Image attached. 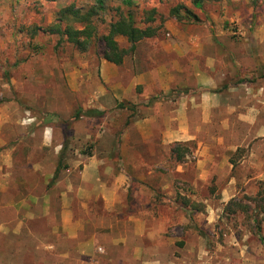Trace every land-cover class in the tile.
I'll return each instance as SVG.
<instances>
[{
	"label": "crops",
	"instance_id": "obj_1",
	"mask_svg": "<svg viewBox=\"0 0 264 264\" xmlns=\"http://www.w3.org/2000/svg\"><path fill=\"white\" fill-rule=\"evenodd\" d=\"M167 51L176 52L168 65L140 74L129 67L128 79L121 66L103 60L98 96L74 114L59 101L52 115L26 114L19 121L10 113L0 115V264H256L249 252L239 253L233 237L208 243L184 216L161 215V200L173 196L207 201V194L186 193L176 184H207L213 168L226 164L233 170L220 152L249 147L252 137L264 138L263 112L250 111L248 104L241 109L238 102L246 94L245 84L224 91V81L210 64L204 72L195 71L192 83L186 52ZM77 84H71L76 106ZM255 89L248 84L246 97H256ZM125 102L138 111L129 115L118 137L89 123L115 109L129 110ZM88 110L104 115L81 112L76 118ZM12 126L23 135L15 139L8 134ZM107 137L110 141L100 147ZM81 141L90 147H80ZM177 143L198 157L195 179L190 163L173 158ZM165 156L177 164L173 176L158 170ZM251 158L254 162L257 155ZM235 196L222 194L223 199ZM205 211L200 215L212 224L213 211ZM180 228L182 234H174ZM166 246L180 253H165L161 249ZM209 246L217 248L215 254H208Z\"/></svg>",
	"mask_w": 264,
	"mask_h": 264
},
{
	"label": "rangeland",
	"instance_id": "obj_2",
	"mask_svg": "<svg viewBox=\"0 0 264 264\" xmlns=\"http://www.w3.org/2000/svg\"><path fill=\"white\" fill-rule=\"evenodd\" d=\"M191 1H135L133 10L136 22L140 27H146L144 22L154 17L148 26L157 29V34L140 42L136 52L126 57L121 65V74L128 79L129 67H135V72L140 74L161 64L168 65L176 58V52L173 55L167 49H180L186 52L185 62L191 63L188 66L192 83L196 81L193 75L195 71L204 72L207 64H210L214 71L217 70L216 75H220L224 81L226 92L234 85H240V82L245 84L242 91L247 94V85L255 84L256 97L247 98L245 94L240 96L242 102L238 97V102L241 109L246 110L248 104L251 106L250 111L259 110L264 115V3L255 9L249 0H221L206 3L204 10L200 11L193 9ZM93 4V0H0V115L3 112L10 113L14 120L19 121L26 114L52 115L59 101V105L64 102L68 110L71 108L73 114L79 106L92 105L93 97L98 96L99 87L103 85L101 63L105 59L102 57V44L94 42L88 50L83 51L47 30L57 23L62 9L71 5L89 8ZM180 4L193 9L201 22L183 24L173 18L171 9ZM108 5V11L99 16L105 23L100 25L101 35L107 33L105 28L110 22L128 13L120 0H109ZM117 41L121 48L129 49L125 37H118ZM73 81H77V86H80V102L77 106L74 103L77 96H72ZM124 104L127 105L126 102ZM127 107L129 110L115 109L110 111L107 118L89 123L103 127L106 132L112 130V135L118 137L130 122L129 115L138 111L136 106ZM48 121L54 123L52 117ZM260 123L264 124V116ZM80 125L82 134L85 122ZM8 134L15 135L16 139L23 132L12 126ZM95 139L94 135L91 142L94 143ZM109 141V137L105 138L100 147ZM38 142L36 138L35 144ZM88 144L81 141L80 147H90ZM257 145H264L263 137L249 139V147L220 152L222 158L225 155V163L234 162L233 170L226 164L221 168H213L207 184H176L186 193L196 191L201 195L207 194V201L194 200L187 195L185 198L173 196L161 200L160 210L166 218L180 220L184 216L191 222L192 229L197 228V234L208 243L217 240L224 242L233 237L239 242V253L245 250L253 256L256 264H264V241H261L264 239V214H259L260 224L257 225L254 218L257 215L256 204L252 201L260 191V183H264V147H252ZM252 154L257 155L254 162ZM164 158L158 170L173 176L171 172L177 164L172 157ZM197 159L191 150H188L184 159L190 163L189 174L194 179L198 175ZM234 176L239 179L230 184L229 180ZM225 192L236 196L223 199L222 194ZM235 201L249 208L242 211L234 204ZM206 207L213 211L212 224H206L204 216L200 215L206 214ZM181 229H176L174 234L181 235ZM168 233L171 234L170 231ZM191 238L196 239L193 234ZM244 244H247V249L243 248ZM161 250L169 254L180 253L171 246ZM205 250L213 255L217 248L209 246Z\"/></svg>",
	"mask_w": 264,
	"mask_h": 264
},
{
	"label": "trees",
	"instance_id": "obj_3",
	"mask_svg": "<svg viewBox=\"0 0 264 264\" xmlns=\"http://www.w3.org/2000/svg\"><path fill=\"white\" fill-rule=\"evenodd\" d=\"M136 0H120L121 6L127 8V14H122L117 21L110 22L106 26V34L101 35L100 25H104L100 14L108 11L109 0H93L94 4L89 8H76L71 5L62 9L57 18V23L48 28L51 34L59 35L63 40L76 46L80 50H88L94 42L102 44V57L108 62L117 66L124 64L127 56L134 54L137 50V45L145 39L153 38L157 34V29L148 26L153 22L154 17H149L147 22L140 27L136 22L134 7H136ZM221 0H192L193 9L203 11L206 3H217ZM251 5L257 9L264 3V0H249ZM121 9V8H120ZM184 4H180L171 9L170 14L178 22L183 24H199L200 17L195 11ZM122 10V9H121ZM118 37H125L129 43V49L120 47L117 41ZM81 112L87 116H103L104 112L97 110L80 111L76 118H80ZM188 148L184 144L177 143L171 149V154L177 162H183ZM233 165L234 162L231 161ZM256 204L255 221L257 225L259 214H264V183H260V191L257 196L252 199ZM242 211H247L248 206L243 203H235ZM264 219H262V222ZM260 229V226H257ZM263 242L264 239H261Z\"/></svg>",
	"mask_w": 264,
	"mask_h": 264
}]
</instances>
